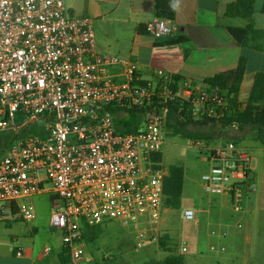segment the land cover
Returning <instances> with one entry per match:
<instances>
[{
    "label": "built area",
    "instance_id": "1",
    "mask_svg": "<svg viewBox=\"0 0 264 264\" xmlns=\"http://www.w3.org/2000/svg\"><path fill=\"white\" fill-rule=\"evenodd\" d=\"M147 32L156 41L172 38L173 22L156 18ZM115 67L120 75L112 73ZM170 78L158 71L152 80H141L134 62L99 53L94 20L74 15L63 0H0V132L16 139L0 141V212L15 207L32 221L33 198L52 194L61 200L53 205L50 226L71 264H90L84 225L117 222L140 237L157 230L168 210L169 168L154 156L163 154L169 137V103H190L193 117L205 105L209 116L227 106L225 92L187 80L174 90ZM116 109L127 116L136 111L139 129L119 131ZM27 127L34 134H26ZM251 159L233 142L208 148L204 191L228 197L242 211L257 186ZM196 214L186 209L183 217L192 221Z\"/></svg>",
    "mask_w": 264,
    "mask_h": 264
},
{
    "label": "rangeland",
    "instance_id": "2",
    "mask_svg": "<svg viewBox=\"0 0 264 264\" xmlns=\"http://www.w3.org/2000/svg\"><path fill=\"white\" fill-rule=\"evenodd\" d=\"M137 116L142 120V115L138 113ZM123 117L127 115H118V118ZM37 124L44 126L41 120ZM190 129L199 131L207 139L191 140L169 136L162 154V164L165 167L180 165L184 168L181 207L177 210L168 209L157 230H147L143 237L139 236L140 231L117 222L101 225L94 242H85L90 264H159L169 254L159 245V238L164 235L170 236L168 247L173 249L175 255L182 256L185 264H264V213H256V205L246 204V198L243 210L236 212L228 197L207 194L201 180L210 167L205 160L208 148L233 142L252 156L255 153L252 149L256 145L261 147L256 139V130L247 128L240 131L213 125ZM30 131L31 127L25 129L26 134ZM22 135L23 131L20 132V136ZM15 140L8 132H0L1 142ZM29 203L35 210L34 220L26 221L20 213L14 215L5 210L0 212L1 229H13L19 234L22 230L23 243L33 244L37 250L46 244L49 248H56L61 244V238L55 243L51 240L52 235L59 233L50 226V218L53 205L62 204L61 200L52 194H45L33 198ZM186 209L197 211L195 220L189 221L183 217ZM220 212H224L223 221L218 220ZM9 219L15 221L8 222ZM239 224L242 228H238ZM213 231L217 236L212 235ZM224 231L227 236H219ZM7 240L6 235L0 236L1 242L7 243ZM184 246L187 247V252L182 251ZM212 246L219 250L224 247L226 251L213 252Z\"/></svg>",
    "mask_w": 264,
    "mask_h": 264
},
{
    "label": "crops",
    "instance_id": "3",
    "mask_svg": "<svg viewBox=\"0 0 264 264\" xmlns=\"http://www.w3.org/2000/svg\"><path fill=\"white\" fill-rule=\"evenodd\" d=\"M63 1L74 15L94 20L97 51L134 62L141 80H152L158 71H163L203 85L205 78L235 69L244 56L247 71L239 101L246 104L256 74L264 72V52L242 47L230 34V28H244L249 24L242 19L226 17L228 4L236 0H177L172 21L174 35L161 41H156L147 32V25L157 18L154 0ZM263 6L264 0H256L253 24L260 30H264ZM111 71L120 75L121 68L115 67ZM255 135L261 144L252 149L255 153L251 156L257 189L246 196L245 203L256 205V213H264V144L258 141L257 131ZM224 218V212H220L218 220ZM21 234L22 230L19 234L8 228L3 231L0 227V236L8 237L7 243L0 241V264H61L62 240L56 248L46 244L37 250L33 244L23 243ZM59 236L50 238L55 243L61 238Z\"/></svg>",
    "mask_w": 264,
    "mask_h": 264
},
{
    "label": "trees",
    "instance_id": "4",
    "mask_svg": "<svg viewBox=\"0 0 264 264\" xmlns=\"http://www.w3.org/2000/svg\"><path fill=\"white\" fill-rule=\"evenodd\" d=\"M155 16L157 18H166L171 21L175 19L177 11V0H154ZM256 0H236L228 4L226 8V17L233 19H242L249 24L244 28H230V34L236 42L244 48H250L258 52H264V30L255 28L253 17L255 14ZM264 12V6L262 8ZM247 71V59L242 56L238 66L228 72L215 74L212 77L205 78L203 85L210 89H218L225 92L226 108L215 107L214 113L208 115L210 107L200 109L199 117H193L191 114V104L176 99L169 103V113L166 124L168 136H180L185 139L201 140L207 139L199 131H192L190 127L218 126L221 128L238 125V130L244 131L251 128L257 131L259 140L264 144V72H258L255 76L253 87L246 104L239 101L241 84ZM171 88L178 89L181 82L186 81L181 76H170ZM162 107V105H159ZM122 113L116 109L117 129L123 132H135L139 129L136 111L131 110L127 117L118 118ZM34 134V131L31 130ZM154 160L162 162L163 155L157 154ZM185 171L180 165H171L168 175L164 180V206L166 209L177 210L181 207V200L184 188ZM12 212L17 215L18 209L13 208ZM100 226L84 225L82 236L85 242H94L95 236L100 232ZM171 241L169 235L159 238V245L162 250L169 254L159 262V264H185L184 258L173 253V249L168 247ZM61 264H69L70 257L63 247L59 253Z\"/></svg>",
    "mask_w": 264,
    "mask_h": 264
}]
</instances>
